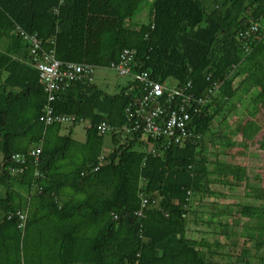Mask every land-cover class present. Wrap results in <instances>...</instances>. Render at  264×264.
I'll return each mask as SVG.
<instances>
[{"label":"trees","instance_id":"trees-1","mask_svg":"<svg viewBox=\"0 0 264 264\" xmlns=\"http://www.w3.org/2000/svg\"><path fill=\"white\" fill-rule=\"evenodd\" d=\"M57 2L0 0V264H264V200L235 210L207 202L211 229H196L213 237L198 238L189 228L190 216L193 223L200 218L192 209L196 197L225 195L212 185L233 188L247 178L243 163L209 161L204 144L211 135L224 148L236 147L235 130L213 133V124L247 92L264 105V1L153 0L137 27L130 22L144 0H65L54 12ZM255 22L261 39L245 53L238 33ZM23 35L60 61L93 66L94 74L128 48L155 82H190L196 96L214 82L219 88L189 111L191 140L166 150L158 145L157 156L149 152L152 142L118 132L126 123L128 81L110 94L93 79L78 80L53 104L55 113L89 124L77 142L72 125L60 134L61 125L40 120L46 95ZM100 122L113 127L112 149L91 171L103 150ZM256 130L246 122L241 132L251 138ZM38 145L36 166L11 159L27 158ZM259 146L264 150V138ZM247 192L262 197L258 188Z\"/></svg>","mask_w":264,"mask_h":264},{"label":"built area","instance_id":"built-area-1","mask_svg":"<svg viewBox=\"0 0 264 264\" xmlns=\"http://www.w3.org/2000/svg\"><path fill=\"white\" fill-rule=\"evenodd\" d=\"M65 0H58L53 8L57 12ZM264 1V0H263ZM259 24L251 23L249 27L238 33L245 53L251 50L252 44L257 43L259 35ZM264 33V29H263ZM29 43V54H31V65L37 70L39 83L41 84L46 102L41 108L40 120L45 126L54 123L73 124L82 121L71 114H57L54 112L53 104L70 86L78 80L90 82L94 76V67L86 64L60 61L54 57L53 50H44L36 41L34 36L23 35ZM135 50L123 48L119 53L118 61L111 62L109 68L114 70L118 76L125 77L129 83L127 91L131 93L130 101L124 109L126 123L119 128L123 136L137 137V141H150L152 155H160L156 146L166 150L172 145H183L185 141L191 140V133L187 131V125L191 120L189 111H197L203 104L210 101L219 88V83L214 82L211 87L196 96L191 92V84L185 86H168L150 79L147 71L140 70L135 61ZM127 84V83H126ZM127 94V93H126ZM99 134L112 131V127L105 122H100L97 127ZM197 138V136H196ZM40 154V146H35L29 152L30 160L37 163ZM24 155H11V159L17 164L23 163ZM98 163L91 168L96 171L102 166L104 155L97 158ZM24 165V164H20ZM22 170V168H18ZM12 172L16 168L11 169ZM83 172H81V175ZM145 203L146 201L143 200ZM25 213L19 214L23 218Z\"/></svg>","mask_w":264,"mask_h":264},{"label":"rangeland","instance_id":"rangeland-1","mask_svg":"<svg viewBox=\"0 0 264 264\" xmlns=\"http://www.w3.org/2000/svg\"><path fill=\"white\" fill-rule=\"evenodd\" d=\"M152 1L153 0H144L133 16L130 25L137 27L141 23L147 21L149 4ZM262 21L264 24V18ZM95 73L97 74L98 78L97 82H99L101 86L106 87V91L110 94L118 91L119 88L127 81L125 77L118 76L116 72L111 69L97 68ZM2 76L3 75L0 74V82L3 79ZM166 84L168 86H173L175 82L173 80H168ZM251 95L252 94L249 91L241 102L236 101L234 103L235 109L231 110L229 114L226 113L224 121L221 120L223 115L216 117L214 120L213 133H216L217 130L220 129L223 135L227 136L230 135V132L235 130L236 134L232 136V139L235 141L236 147H233L232 149H227L226 147L224 148V146L221 144L218 145L219 141L211 135H208V138L204 144L205 154L207 155L209 161L213 162L214 160L219 159L226 162L233 160L243 163L247 168V178L240 181L241 183L233 188L221 186L219 184L212 185L213 190L225 195L209 197L203 201L198 200L197 197L194 199V202L192 203V209H195V213H199L197 218L200 217L201 220L198 218V222L193 223V216H190L191 222L189 224V228H191L190 234H194L198 238L199 236H203L205 238L213 237L212 233L197 231L196 229L197 227H202L203 230L208 231L211 229L209 221H207L206 218L208 217L207 215L209 214V211H212V209L210 208V205L207 204V202L211 203V201H216L218 205H220L218 206L219 208L223 209L224 206H230L235 210L240 204L251 201L258 203L264 200V150H262L259 146L260 140L264 138V105L260 104L257 101L258 99H255L257 96L251 99ZM246 122L250 124L252 129H257L256 133L251 138H246L241 132ZM86 127V124L79 123L72 128V137L75 141H84ZM64 129H67V127L62 128V133L65 132ZM105 141V147L107 149L111 145V136L105 135ZM220 151L222 152L220 153ZM255 188H258L262 197L255 199L250 193L247 192L249 189L250 192H254ZM3 192L4 189L0 186V194H3ZM20 192L22 195H24L23 191L20 190ZM216 219V217L212 218V220ZM210 232H212V230ZM238 235H241L240 231L238 232ZM251 248L253 251L254 248Z\"/></svg>","mask_w":264,"mask_h":264},{"label":"crops","instance_id":"crops-1","mask_svg":"<svg viewBox=\"0 0 264 264\" xmlns=\"http://www.w3.org/2000/svg\"><path fill=\"white\" fill-rule=\"evenodd\" d=\"M105 69H110L109 67H105ZM112 70V69H111ZM114 71V70H113ZM117 74V73H116ZM97 74L95 73V75H94V78H93V83L96 85V86H98L100 89H102V90H104V91H106V87H104V86H101L100 84H99V82H97ZM126 85V84H125ZM79 123H84V124H86L87 125V127L89 126V124L87 123V121H85V120H82V121H80ZM79 123H76V124H73L72 126L74 127L75 125H77V124H79ZM70 126L71 125H61V129H60V134H66L69 130H70ZM64 127H67V129H64V133H62V128H64ZM73 127H71V133H72V128ZM86 127V128H87ZM120 128V127H119ZM119 130V129H118ZM104 135V142H103V150H102V152L100 153V154H103V155H105L106 153H108L109 151H110V149H112V143H111V145H110V147H108L107 149H106V147H105V144H106V141H105V135H110V133H106V134H103ZM71 137H72V135H71ZM74 139V138H73ZM85 140V139H84ZM99 154V155H100Z\"/></svg>","mask_w":264,"mask_h":264},{"label":"clouds","instance_id":"clouds-1","mask_svg":"<svg viewBox=\"0 0 264 264\" xmlns=\"http://www.w3.org/2000/svg\"><path fill=\"white\" fill-rule=\"evenodd\" d=\"M95 75V74H94ZM93 78H94V76H93ZM127 82V81H126ZM126 84V83H125ZM55 112V111H54ZM79 118V117H78ZM83 120V119H82ZM76 123H79V122H76ZM76 123H73V124H76ZM54 124H59V125H73V124H60V123H54ZM52 125V124H51ZM50 126V125H49ZM113 128V127H112ZM113 132V129H112V131H110V132H108V133H112ZM119 132V131H118ZM99 134V133H98ZM106 134V133H105ZM119 134H121L120 132H119ZM100 135H103V134H100ZM121 136H123V135H121ZM123 137H126V136H123ZM35 148V146L33 147H31L30 148V150L28 151V153H27V159H28V162L29 163H31L29 160L31 159L30 158V156L28 155L29 154V152L32 150V149H34ZM150 152V151H149ZM151 153V152H150ZM101 155V154H100ZM98 158V157H97ZM38 160H39V158H38ZM98 161V160H97ZM37 163H38V161H37ZM37 163L36 164H34V166H36L37 165ZM16 165H18V166H25V165H20V164H17V163H15ZM13 168V167H12ZM20 168H22V167H20ZM23 169V168H22Z\"/></svg>","mask_w":264,"mask_h":264}]
</instances>
